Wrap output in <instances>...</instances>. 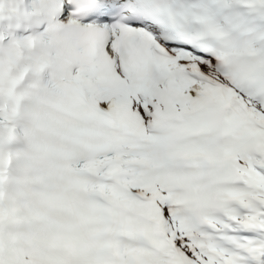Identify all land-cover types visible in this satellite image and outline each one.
<instances>
[{
	"label": "snow or ice",
	"instance_id": "obj_1",
	"mask_svg": "<svg viewBox=\"0 0 264 264\" xmlns=\"http://www.w3.org/2000/svg\"><path fill=\"white\" fill-rule=\"evenodd\" d=\"M0 264H264V0H0Z\"/></svg>",
	"mask_w": 264,
	"mask_h": 264
}]
</instances>
